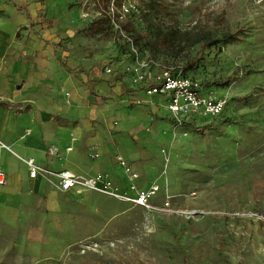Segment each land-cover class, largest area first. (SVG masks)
I'll use <instances>...</instances> for the list:
<instances>
[{
	"label": "rangeland",
	"instance_id": "1",
	"mask_svg": "<svg viewBox=\"0 0 264 264\" xmlns=\"http://www.w3.org/2000/svg\"><path fill=\"white\" fill-rule=\"evenodd\" d=\"M40 1L43 7L30 13L24 2L0 0V106L16 118L29 122L54 102L65 108L67 78L96 90L90 77L120 59L124 66L113 77L133 81L132 44L158 69L184 68L228 103L220 119L203 126L200 119L193 127L171 123L152 111L154 122L143 131L154 142V176L138 187L160 186L154 208L108 196L118 209L128 206L111 221L32 217L12 227L0 219V264H264V0H169L176 18L165 21L205 37L176 49L120 29L122 16L114 28L105 19L92 28L103 13L113 16L105 12L109 0ZM111 1L119 13L118 0ZM202 43L198 64L187 68ZM56 109L52 114L63 119ZM168 196L167 212L159 208ZM82 228L90 234L73 237ZM82 243L99 247L83 252Z\"/></svg>",
	"mask_w": 264,
	"mask_h": 264
},
{
	"label": "crops",
	"instance_id": "2",
	"mask_svg": "<svg viewBox=\"0 0 264 264\" xmlns=\"http://www.w3.org/2000/svg\"><path fill=\"white\" fill-rule=\"evenodd\" d=\"M16 1L28 5L26 11L30 13L43 7L40 0ZM65 69L74 72L70 66L65 65ZM90 78L98 81L96 90L88 88L89 85L80 88L73 78H67L62 86L69 96L65 108H59L60 103H51L41 107L40 116L29 122L5 112L6 109L0 106V142L10 146L3 148L0 145V169L8 175L7 183L0 185V219L6 224L18 227L32 217H109L108 221H111L128 209V206L118 209L117 201L96 192L83 198L75 197L62 191L56 179L44 173L32 177L27 164L29 157L53 171L65 170L81 176L109 173L118 186L125 188L130 179L114 161L115 157H123L140 174L137 185L141 180L149 185L153 179L154 142L144 137L143 130L154 122L152 111L155 110L171 122L169 112L162 107V100L146 95L143 87L131 78V81L127 77L116 81L113 72H98ZM207 89L215 91L213 87ZM54 109L62 110L63 119L52 114ZM225 112L226 109L223 114ZM223 114L197 120H202V126L212 124ZM118 117L122 122L114 125L113 120ZM192 123L185 127H193ZM135 134L140 137L141 145L135 141ZM90 210L94 213L90 214ZM37 228H31L30 236ZM87 234L90 232L82 228L73 237Z\"/></svg>",
	"mask_w": 264,
	"mask_h": 264
},
{
	"label": "built area",
	"instance_id": "3",
	"mask_svg": "<svg viewBox=\"0 0 264 264\" xmlns=\"http://www.w3.org/2000/svg\"><path fill=\"white\" fill-rule=\"evenodd\" d=\"M111 10H114V6ZM139 11V6L133 0H125L119 13L124 17L130 13H139ZM129 55L134 61L130 66L133 82L141 85L146 95L159 97L162 100V107L179 125L185 126L197 118H217L225 111L228 99L216 91L207 89L198 79L187 75L184 68L158 69L151 59L142 55L133 44ZM111 66L108 67V72L119 70L124 66V62L120 59ZM141 102L138 101V103ZM0 145L3 148H10L6 143L0 142ZM118 160L130 179L129 185L125 188L118 186L109 173L98 172L92 176H81L65 170L53 171L38 165L34 157L27 158V164L32 177L44 173L51 179H56L62 191L71 193L75 197L80 198L89 191L130 201L148 209L154 208L152 198L160 190V186L151 185L149 188H139L136 180L140 174L134 171L123 157H118ZM7 180V173L0 169V185L6 184ZM159 209L172 211L169 196L165 199L163 207ZM240 214L239 212L233 213L234 216ZM81 246L85 252L90 247H99V244L82 243Z\"/></svg>",
	"mask_w": 264,
	"mask_h": 264
},
{
	"label": "trees",
	"instance_id": "4",
	"mask_svg": "<svg viewBox=\"0 0 264 264\" xmlns=\"http://www.w3.org/2000/svg\"><path fill=\"white\" fill-rule=\"evenodd\" d=\"M124 1L125 0H118L119 7L122 6ZM169 3V0H141L139 13H130L122 17L123 21L119 23L118 26L120 29L132 28L139 38H145L149 42L156 40V43H165L173 49H176L178 46L181 48L180 45L186 40H190L191 44L203 42L205 37L202 33H195L194 35H191V31H183L178 26L174 25V22L167 23L165 21L166 17H169L172 20L176 18L175 8L169 5ZM106 6L108 10L105 9V12H108L109 9L111 10L114 6V10H111L113 16L103 13L104 17L95 19L91 25L92 28L97 26L100 20L104 19L112 28H114L115 24H117L115 17L118 18L121 14L116 12L115 1L109 0L106 3ZM135 21H140L143 27H134ZM202 46V49L197 53V55L190 58L187 62V68L198 64L205 48L204 43H202Z\"/></svg>",
	"mask_w": 264,
	"mask_h": 264
}]
</instances>
